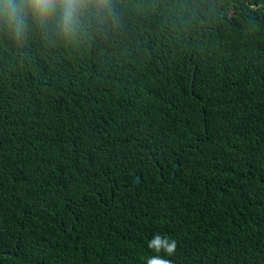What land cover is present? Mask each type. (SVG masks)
Here are the masks:
<instances>
[{"label":"trees","instance_id":"1","mask_svg":"<svg viewBox=\"0 0 264 264\" xmlns=\"http://www.w3.org/2000/svg\"><path fill=\"white\" fill-rule=\"evenodd\" d=\"M111 5L0 24V264H264V0Z\"/></svg>","mask_w":264,"mask_h":264},{"label":"clouds","instance_id":"2","mask_svg":"<svg viewBox=\"0 0 264 264\" xmlns=\"http://www.w3.org/2000/svg\"><path fill=\"white\" fill-rule=\"evenodd\" d=\"M111 14V0H0V24L15 41H23L34 27L45 33L52 30L65 43H74ZM147 246L157 255L149 257L146 264H172L159 253L173 256L174 239L157 234Z\"/></svg>","mask_w":264,"mask_h":264},{"label":"water","instance_id":"3","mask_svg":"<svg viewBox=\"0 0 264 264\" xmlns=\"http://www.w3.org/2000/svg\"><path fill=\"white\" fill-rule=\"evenodd\" d=\"M175 168H178V164L175 165ZM140 181V178L137 177L135 180H134V183H138Z\"/></svg>","mask_w":264,"mask_h":264}]
</instances>
